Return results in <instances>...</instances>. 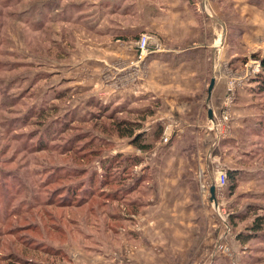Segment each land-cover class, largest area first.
<instances>
[{
	"label": "rangeland",
	"instance_id": "1",
	"mask_svg": "<svg viewBox=\"0 0 264 264\" xmlns=\"http://www.w3.org/2000/svg\"><path fill=\"white\" fill-rule=\"evenodd\" d=\"M94 9L87 13L84 0H0V264H208L213 256L225 264H264V228L246 244L236 239L264 214V89L258 80L264 46L232 61L215 121L228 129L221 134L213 124V146L238 125L239 139L228 163H209L197 175L200 193L182 213L186 204L176 189L178 201L154 204L149 166H156L159 151L142 150L121 135L118 124L131 122L145 142L166 148L173 130L149 127L152 109L124 95L127 66L117 63L110 72L112 59L98 53L97 27H87L102 20ZM212 12L226 19L227 31L240 33L232 3ZM145 34L154 37L145 31L136 42ZM230 164L239 172L237 188L234 194L218 188L216 206L207 181ZM168 166L166 180L192 178L190 162Z\"/></svg>",
	"mask_w": 264,
	"mask_h": 264
},
{
	"label": "crops",
	"instance_id": "2",
	"mask_svg": "<svg viewBox=\"0 0 264 264\" xmlns=\"http://www.w3.org/2000/svg\"><path fill=\"white\" fill-rule=\"evenodd\" d=\"M224 1L232 3L241 16L237 23L232 22L240 28L239 34L227 31V21L223 16L213 17L211 14V11H222ZM84 3L89 5L87 13L97 8L102 17L101 22L98 18L87 27L91 30L97 27L102 38L98 44L99 56H107L114 65L110 66L114 70L109 67V71L115 73L117 63L127 66L122 70L123 79L129 84L123 90L124 95L136 97L152 109V113H147L153 122L149 127L155 124L157 129L166 125L173 130L168 147H160L156 143L157 146L151 148L152 153L159 151L156 166L149 164L154 170L152 183L157 195L154 204L178 201L173 196L176 189V196L179 195L186 204L181 209L185 213L189 203H195L192 194L200 193L202 181L198 182L197 175L209 163L216 168L228 163V150L233 140L239 139L237 133L241 127L238 125L227 136L224 135L221 145L214 148L213 136L218 134L213 124L222 110L235 70L231 68L232 61L254 47L263 49L264 0H84ZM89 18L92 20L95 15ZM145 31L154 37L151 40L152 52L143 62L138 61L134 44L139 34ZM212 80L214 85L210 90ZM131 81L133 83L130 84ZM209 110L213 112L212 117L208 115ZM235 110L240 108L236 106ZM162 160L167 163H162ZM174 161L190 162L194 168L192 178L185 182L172 177L166 180L168 164H174ZM228 166L226 169L233 167L232 164ZM159 170L162 174L158 173ZM207 170L210 174L211 170ZM184 172L187 175L188 172ZM217 176V173L215 179L211 176L206 185L209 202L216 206ZM212 186H215L214 196ZM166 187L171 191L165 190ZM151 201L147 200V203ZM211 208L216 215L218 208H213L212 204ZM208 264H225V260L221 256L220 259L213 256Z\"/></svg>",
	"mask_w": 264,
	"mask_h": 264
},
{
	"label": "trees",
	"instance_id": "3",
	"mask_svg": "<svg viewBox=\"0 0 264 264\" xmlns=\"http://www.w3.org/2000/svg\"><path fill=\"white\" fill-rule=\"evenodd\" d=\"M261 66L264 70V58L261 59ZM258 80L262 81V82H259V87L264 89V77L262 78V74L258 75ZM123 124H126V126H124ZM118 126L120 127L119 130L121 131V135L129 137L130 143L133 144L134 146L139 147L140 149L145 150V151L150 150L152 148V144L147 143L143 140L144 138L143 133L134 132V127H133L134 123L122 122V123H119ZM140 162H141V158L139 161L137 158L135 159L136 165ZM227 174H228V179H227L226 187H228L230 193L234 194L237 188L236 179L239 175V172L237 169L230 168V169H227ZM233 218L234 216L231 217V220H233ZM263 228H264V214L256 216L250 228V233H243V232L239 233L237 234L236 239L242 244H246L253 237H257V235H261Z\"/></svg>",
	"mask_w": 264,
	"mask_h": 264
},
{
	"label": "built area",
	"instance_id": "4",
	"mask_svg": "<svg viewBox=\"0 0 264 264\" xmlns=\"http://www.w3.org/2000/svg\"><path fill=\"white\" fill-rule=\"evenodd\" d=\"M136 47H137V52L139 55V58L144 59L145 57H148L151 52H152V44H151V36L150 35H142L139 40L136 42ZM260 71V70H259ZM256 70H253V72H259ZM223 119L225 121H228V115H224ZM215 125V129H221V134L225 133V128L223 129L221 127H219V125L216 124V122L214 123ZM228 129V128H227ZM165 141H168V137H165ZM227 179H228V174H227V170L225 169H221L219 172V175L217 177V185L218 188H223L225 186H227Z\"/></svg>",
	"mask_w": 264,
	"mask_h": 264
},
{
	"label": "water",
	"instance_id": "5",
	"mask_svg": "<svg viewBox=\"0 0 264 264\" xmlns=\"http://www.w3.org/2000/svg\"><path fill=\"white\" fill-rule=\"evenodd\" d=\"M213 85H214V80L211 81L210 88H209L210 90L213 88ZM212 113H213L212 110H209V117H212V115H213ZM211 192H212V195L214 196L215 186H212Z\"/></svg>",
	"mask_w": 264,
	"mask_h": 264
}]
</instances>
